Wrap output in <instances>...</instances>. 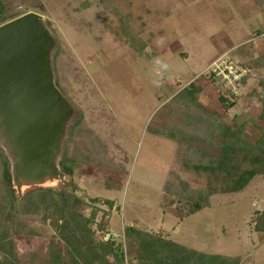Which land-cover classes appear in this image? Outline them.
<instances>
[{
    "label": "rangeland",
    "instance_id": "obj_1",
    "mask_svg": "<svg viewBox=\"0 0 264 264\" xmlns=\"http://www.w3.org/2000/svg\"><path fill=\"white\" fill-rule=\"evenodd\" d=\"M4 1L9 9L42 17L55 39L54 50H60L55 76L74 107L72 121L77 115L82 121L76 123L75 135L65 138V154L78 160L73 173L25 187L19 194L23 198L36 186L50 188L54 207L79 197L86 204L82 213L96 214L89 234L75 229L73 222L61 221L59 226L43 219L35 200H26L16 221L8 228L0 226V263L86 264L84 256L75 257L77 262L71 258L74 248L112 237L120 244L117 264H135L138 241L150 233L194 250L190 260L183 257L186 264L208 263L205 256L213 254L236 256L235 264H264V232L254 229L264 207V174L231 190L241 171L264 163L251 162L263 152L237 150V169L207 171L195 169L194 160L183 157L185 149L219 157L221 146L214 141L218 137L209 134L211 121L243 126V138L253 142L261 136L264 58L250 56V49L260 42L256 33L264 31V7L256 0H113L146 43L147 54H140L121 33L119 14L105 9L100 0ZM261 49L264 52V45ZM224 53L252 69L227 111L218 100L220 83L211 82L206 71ZM189 83L200 87L198 103L177 97ZM181 99L187 102L186 114L177 109ZM182 114L187 125L180 124ZM178 125L181 142L157 133L174 131ZM170 171L184 189L208 204L199 210L177 201L163 206V185ZM104 200H111V207ZM6 211L0 205V218ZM52 214L54 219L61 215ZM59 253L60 263L55 260ZM104 259L112 263L113 254Z\"/></svg>",
    "mask_w": 264,
    "mask_h": 264
},
{
    "label": "trees",
    "instance_id": "obj_2",
    "mask_svg": "<svg viewBox=\"0 0 264 264\" xmlns=\"http://www.w3.org/2000/svg\"><path fill=\"white\" fill-rule=\"evenodd\" d=\"M105 9H114L119 14V26L121 29V33L124 35L126 41L131 45L133 50H135L138 53H146V43H144L142 40L140 41L136 31L132 27L130 23V16L125 13L122 9H119V7L116 5V3L113 0H100ZM257 4L260 7H264V0H256ZM89 2H85L83 5H88ZM23 13L19 12V10L15 9H9L5 6V1L0 0V24L17 17ZM243 45V44H242ZM241 46V45H240ZM60 50L58 47L53 51L51 55V64L54 72V81L57 88L62 92L63 95L66 96V92L64 88L61 86L60 81L56 78L55 74L58 71L57 67V59L60 56ZM264 55L259 56V59H263ZM251 76V75H250ZM248 76L247 79L250 77ZM210 81L215 82L211 77H209ZM246 78L242 80V84H245ZM200 91V87L197 85H194L193 83H189L188 86L181 89V91L178 93L177 97H181L183 100L184 98L188 99L190 98L189 102H196L198 103L197 93ZM174 98L170 99V102H173ZM181 99L182 106H177V109L185 111L187 110L184 106H186L187 102H183ZM237 96L231 95V97H226L223 95V93L219 90L218 91V100L221 104V106L224 108L225 111L232 108L236 103ZM179 103V104H180ZM199 105V104H197ZM182 108V109H180ZM181 111V112H182ZM186 114V113H185ZM261 117L264 116V108L261 110ZM186 115L182 114V117L180 118V124L185 123L184 117ZM78 115L74 118V120L69 124L68 126V133L66 136V139H68L70 136L75 135V127L79 126L78 123L79 119ZM82 122V121H80ZM79 122V124H80ZM213 125H217V130H214V127L210 126L211 132H209L212 137H218V140L216 138L214 141H216L217 145L221 146V151L219 157L215 160L208 156H206L201 151H191L188 153V149L184 150V158L194 160L193 166L197 170H216V169H234L238 168L235 163H233V160L235 159V155L237 154V150H243V149H254L257 148L258 150L262 151V156H255L251 160L252 163L258 162V161H264V130L262 131L261 136L256 141H250L242 136V127H232L230 124H221L215 121H211ZM182 125V124H181ZM176 126V129L172 131L171 129H162L157 131L158 134L172 139L177 140L178 142H181V138L179 137V132L182 126ZM184 126V125H183ZM187 127L185 126V129ZM200 130V129H196ZM198 133V132H197ZM207 133V132H206ZM201 134V133H200ZM208 134V133H207ZM209 137V136H208ZM63 143L61 156L58 160V166L60 170L66 174H72L74 165L78 162L77 158H73V156H69L65 154V141ZM191 154V155H190ZM195 154L194 156H192ZM192 156V157H191ZM186 166V165H185ZM229 171V170H228ZM256 174H264V163L261 164L259 167H253L251 169H245L241 171L239 174L238 179L236 180L234 186L231 187L232 191H236L239 189H242ZM163 195H162V205H172L175 201L177 202H184V203H190L192 205L193 210L196 209H202L204 206H206L208 203L205 201H201L199 198H197L196 193H194L193 190L187 189L182 186L180 183L178 176L173 171L169 172V175L167 179L164 182L163 185ZM50 188H43L41 186H36V188H32L27 191V196L22 197V195L19 196L16 195L14 197L15 188L13 186L12 182V175H11V162L8 158L4 148L0 144V205L5 207L7 211L4 213L3 218H0V226H3V228L10 227V224H13L16 221L15 214H20V207L23 206L24 202L26 200H35V203H37L42 209H43V219L50 218V221L52 223H57L59 226L61 225V221L65 222H73V225L75 229L81 231V229H86V231L91 234L92 230L90 229V222L94 218L96 212L93 211L91 213V216H85L82 213V209L86 206L85 202L80 199L79 197H72L70 204H64L62 203L61 208L54 207V204L52 203V198L50 196ZM40 192V193H39ZM61 198H63L61 193ZM15 199V200H14ZM21 202L19 204V207H16V203ZM104 203L108 204L109 207L113 204L111 200H104ZM71 207V208H70ZM12 211V212H11ZM60 211L61 215L56 217L52 216V213H58ZM106 214V213H104ZM254 223V229L260 232H264V207L258 211V214L256 215ZM97 228L101 231V233H104L103 230L104 227L101 223H97ZM128 231L135 232L134 227L127 228ZM80 233V232H79ZM134 234V233H133ZM79 241V239L77 238ZM139 251L134 256L135 258V264H186L183 260V257L186 256L188 260L191 259L194 250L188 247H183L179 243L169 240L168 238H160L156 234H145V238L143 237V240L140 239L139 241ZM120 244H116L114 239L112 237H108L106 240L102 239L100 240L96 245L90 246V245H78L74 248V255L71 254V258L77 262L75 257H81L84 256L86 264H117L121 263L120 256L118 255V247ZM166 249L165 258H161L162 254ZM111 253L113 254L114 261L107 262L106 259H104L105 254ZM191 255V256H190ZM206 259L208 258L209 264H235V261L237 260L236 256H218L217 254H213L212 256L208 257L205 256ZM61 255L60 253L56 255V259L58 263H60ZM210 261V262H209ZM188 262V261H186ZM191 263V262H190ZM189 263V264H190ZM195 262L192 261V264ZM205 263V264H208ZM1 264V263H0Z\"/></svg>",
    "mask_w": 264,
    "mask_h": 264
},
{
    "label": "water",
    "instance_id": "obj_3",
    "mask_svg": "<svg viewBox=\"0 0 264 264\" xmlns=\"http://www.w3.org/2000/svg\"><path fill=\"white\" fill-rule=\"evenodd\" d=\"M54 47L34 11L0 24V144L18 194L65 175L58 160L75 111L55 85Z\"/></svg>",
    "mask_w": 264,
    "mask_h": 264
},
{
    "label": "built area",
    "instance_id": "obj_4",
    "mask_svg": "<svg viewBox=\"0 0 264 264\" xmlns=\"http://www.w3.org/2000/svg\"><path fill=\"white\" fill-rule=\"evenodd\" d=\"M207 74L215 82H219L220 91L226 97L238 96L242 80L251 75L252 69L229 53H224L215 58L206 68Z\"/></svg>",
    "mask_w": 264,
    "mask_h": 264
},
{
    "label": "crops",
    "instance_id": "obj_5",
    "mask_svg": "<svg viewBox=\"0 0 264 264\" xmlns=\"http://www.w3.org/2000/svg\"><path fill=\"white\" fill-rule=\"evenodd\" d=\"M256 36H258L257 38L260 40V42L258 44H255L257 48L250 49L252 55H250V54L249 55L253 56V57H254V55L255 56L264 55L263 54L264 52L261 53V50H262L261 45H264V31L261 33H256Z\"/></svg>",
    "mask_w": 264,
    "mask_h": 264
}]
</instances>
